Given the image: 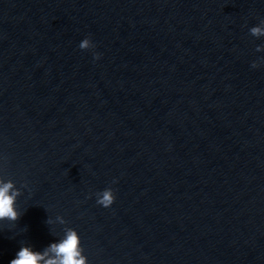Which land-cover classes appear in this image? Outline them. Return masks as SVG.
I'll use <instances>...</instances> for the list:
<instances>
[{"label": "water", "instance_id": "water-1", "mask_svg": "<svg viewBox=\"0 0 264 264\" xmlns=\"http://www.w3.org/2000/svg\"><path fill=\"white\" fill-rule=\"evenodd\" d=\"M256 25L264 0H0V264L65 227L88 264H264Z\"/></svg>", "mask_w": 264, "mask_h": 264}, {"label": "clouds", "instance_id": "clouds-1", "mask_svg": "<svg viewBox=\"0 0 264 264\" xmlns=\"http://www.w3.org/2000/svg\"><path fill=\"white\" fill-rule=\"evenodd\" d=\"M249 34L258 39L264 37V28L259 25L253 26L249 29ZM92 48H94V45L89 37H85L79 43L81 51H87ZM255 51L264 52V49L257 46ZM100 58L99 54L93 53L94 60H99ZM260 66V63L255 61L251 64L252 69H257ZM22 187H26V185H22ZM20 196L21 191L16 184L10 179H5L0 174V229H2L4 222L14 224L21 216L16 207ZM114 201L115 195L111 188H106L102 192L96 193L97 205L105 209L111 207ZM56 221L61 225L66 223L60 216L56 217ZM53 223L54 221L51 218L46 220V224L50 226ZM10 264H88V258L84 255V248L78 232L73 228L65 227L63 235L56 237L53 242L42 250H35L32 245L22 242Z\"/></svg>", "mask_w": 264, "mask_h": 264}]
</instances>
